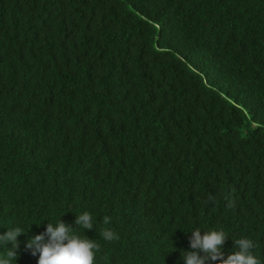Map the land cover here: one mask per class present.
Listing matches in <instances>:
<instances>
[{
  "label": "trees",
  "instance_id": "1",
  "mask_svg": "<svg viewBox=\"0 0 264 264\" xmlns=\"http://www.w3.org/2000/svg\"><path fill=\"white\" fill-rule=\"evenodd\" d=\"M82 211L95 264H182L195 227L264 260V0H0V232L37 224L16 264Z\"/></svg>",
  "mask_w": 264,
  "mask_h": 264
},
{
  "label": "clouds",
  "instance_id": "2",
  "mask_svg": "<svg viewBox=\"0 0 264 264\" xmlns=\"http://www.w3.org/2000/svg\"><path fill=\"white\" fill-rule=\"evenodd\" d=\"M61 216L54 222L45 219L48 221L45 230L26 239L24 247L33 256H38L37 264H95L99 245L95 239L84 234L85 230L95 228L92 214L89 211L75 213L74 226L64 222ZM103 223L110 224V218L104 217ZM33 224L36 223L33 222L28 228L14 224L0 232V249L3 250L0 251V264H16L21 245L18 238L26 234ZM79 229L83 230V235ZM185 232L191 235L189 250H180L182 264H264V260L255 252V242L250 238L233 240L236 250L225 255L223 246L230 236L224 230L195 227ZM100 235L109 242L119 238L109 228L104 229Z\"/></svg>",
  "mask_w": 264,
  "mask_h": 264
}]
</instances>
